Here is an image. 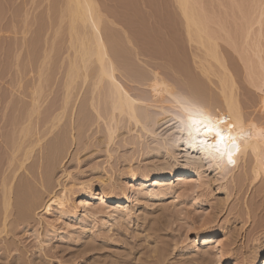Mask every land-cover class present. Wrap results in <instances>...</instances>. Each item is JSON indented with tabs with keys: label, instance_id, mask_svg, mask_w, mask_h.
I'll return each instance as SVG.
<instances>
[{
	"label": "rangeland",
	"instance_id": "rangeland-1",
	"mask_svg": "<svg viewBox=\"0 0 264 264\" xmlns=\"http://www.w3.org/2000/svg\"><path fill=\"white\" fill-rule=\"evenodd\" d=\"M65 1L0 0V133L4 135L11 136L9 126L25 113L21 112L28 107L33 88H37L43 109L60 106L64 101L70 33L67 18L61 25L58 19ZM240 1L202 0V4L200 0L218 33L221 25L234 31ZM97 2L110 20L109 24L104 18V26H110L121 51L115 59L117 77L135 98L144 102L138 107L146 106L150 119L141 118L136 123L117 110L120 122L110 133L107 124L112 106L107 96L95 94L91 107V79L86 86L79 77L76 88L82 97L76 103L72 131L75 139L55 178L67 188L71 183L83 182L99 195L101 180L110 176L114 187L103 183L106 190L131 196L138 189L141 198L139 202L134 199L130 204L116 203L111 207L93 200L88 211H79L74 219L67 214L60 216L57 207L50 213L41 208L35 217L15 224L8 235L2 236L0 264H249L256 253L264 252V179L254 181L249 172L245 176L243 160L229 164L226 156H220L219 165H215L205 159L197 165L202 182L192 178L180 185L175 179L159 198L146 196L147 185L135 188L131 183L130 168L141 177L153 170L185 164L190 155H201L199 149L189 150L182 139L173 142L180 136V119L187 116L188 107L201 108L210 103L211 111L213 107L225 110L216 75L208 78L198 67L194 54L199 52L188 41L177 3ZM262 31L264 48V17ZM219 45L245 117L264 126L262 93L244 79L232 45L222 38ZM153 84L162 87L157 97ZM76 88L73 94L78 93ZM75 97H71L72 103ZM82 106L85 109L79 114ZM55 112L58 111L51 114ZM69 112L62 118L61 131L70 130ZM42 119L40 115V124ZM8 135L0 137V164L7 156L4 139ZM71 188V202L77 204L81 190L79 186ZM211 234L220 240L225 262L217 260V243L201 245L200 238ZM204 252L207 259L202 257Z\"/></svg>",
	"mask_w": 264,
	"mask_h": 264
},
{
	"label": "bare ground",
	"instance_id": "bare-ground-1",
	"mask_svg": "<svg viewBox=\"0 0 264 264\" xmlns=\"http://www.w3.org/2000/svg\"><path fill=\"white\" fill-rule=\"evenodd\" d=\"M175 2L184 18L188 41L191 44L194 43L199 52L194 54L198 67L208 78L211 74L216 75L220 98L225 108L223 111L219 107H213V112L210 110L209 103L202 106L201 109L213 118L227 120L229 124L235 125L232 135L239 146L238 150H234L232 153L235 163H238L240 159L243 160L246 173L243 174L246 176L249 172L254 181L263 180L264 126L257 124L252 118L245 117L237 95L236 85L221 54L219 39L222 38L232 45L242 64L244 79L246 78L250 86L262 93L260 102L264 113V48L261 42L264 0H241L238 3L239 17L236 28L231 32L221 25L220 33L212 28L211 18L208 17L202 0V4L200 0H175ZM64 3L65 7L60 9L58 22L61 25L64 18H67L70 33L65 98L62 105L57 107L53 105L54 107L46 110L43 109L39 100L37 88H33L31 92L29 91L31 100L27 104L28 107L24 106L27 108L21 112L25 113L20 116V110L19 119L10 124L11 136L8 133L5 134L10 137L4 139L5 146H3L7 156L5 162L0 164V239L3 235H8L10 228L15 224L28 222L35 217L36 211L41 208L43 212L50 213L57 207L60 216L67 214L74 219L79 211H86L90 208L93 200H99V205H104V207L105 205L111 207L116 203L118 205L127 202L130 204L134 199L139 202L141 198V194L137 192L138 189H134L131 196L116 195L111 190H106L105 183L114 187L111 177L106 176L101 180V185H104V188L101 186L99 195L92 193V189L83 182L71 183V187L79 186L82 194L79 202L74 204L71 202L73 188L61 185V179L55 178L56 170L64 162L66 163L70 146L75 139V134L72 131L76 122V103L82 97L80 96L82 95L81 90L79 92L76 88L80 83L77 82L79 77L82 79V85H86L87 80L91 79V83L87 82L92 84L90 92L88 91L91 94L89 96L91 107H94L95 94L104 93L107 96L112 106L111 119L107 124L110 133L120 122L117 110L119 114H127L129 120H134L136 123L142 119H150L146 106L138 107L144 102L135 98L117 77L118 68L115 59L121 54V51L117 47V40L109 29L110 26L109 28L104 26L107 15L103 13L101 5L97 0H66ZM105 21L109 23L110 20L106 19ZM214 62L219 68H216ZM74 88L78 93L74 92L76 97L74 98L75 102L72 103L71 97L75 96ZM161 88V86L152 85L155 97L160 94ZM83 109L85 108L79 109V114ZM56 110L58 112L52 115V111ZM67 111H70L68 124L70 130L64 129L65 131L62 130V132L60 130L61 121ZM40 115H43L41 124L39 123ZM222 127L226 126L222 125ZM146 130L148 131L147 128ZM178 131L180 136L173 142L182 139L186 141V147L189 150L199 149L201 155L199 157L190 155L186 158L185 164L168 166V170H153L150 174L141 177H138L134 169L130 168L131 183L135 188L138 185H147L146 196L148 198L163 196L166 189L172 187L175 179L180 185L187 184L192 178L202 182L203 175L197 165L205 159L219 165L220 155L206 149L195 133L189 134L187 116L183 120L180 119ZM154 185L155 187H153ZM88 213L91 217H95L94 212L89 211ZM128 216H132V209H129ZM106 217L110 218L111 214L107 213ZM198 237L196 236L195 241L199 242L200 239H203L201 245L204 247L211 243H217V260L225 262L221 242L215 234L205 235L199 241ZM205 253L202 255L203 259L208 257ZM249 264H264V252L256 253Z\"/></svg>",
	"mask_w": 264,
	"mask_h": 264
},
{
	"label": "snow or ice",
	"instance_id": "snow-or-ice-1",
	"mask_svg": "<svg viewBox=\"0 0 264 264\" xmlns=\"http://www.w3.org/2000/svg\"><path fill=\"white\" fill-rule=\"evenodd\" d=\"M187 123L190 135L200 137V143L208 150L219 154L221 158L227 157L229 164H234L232 153L238 150L232 131L235 125L229 124L227 120L213 118L203 109L190 106L186 109ZM225 125L226 127H222Z\"/></svg>",
	"mask_w": 264,
	"mask_h": 264
}]
</instances>
